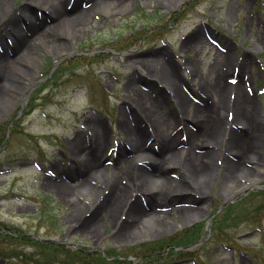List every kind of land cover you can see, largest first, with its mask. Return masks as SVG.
Segmentation results:
<instances>
[{
  "label": "rangeland",
  "instance_id": "374dc122",
  "mask_svg": "<svg viewBox=\"0 0 264 264\" xmlns=\"http://www.w3.org/2000/svg\"><path fill=\"white\" fill-rule=\"evenodd\" d=\"M120 1L115 7L111 2L89 7L92 0H78L76 6L71 0L66 3L69 15L80 6L86 8L79 25L70 20L54 26L53 14L39 9L35 0H7L0 7V32L14 22L23 24L24 15L25 22L40 26L36 35L27 31L22 52H9L7 80L0 81V236L19 231L40 242L61 244L55 253L0 237V252L9 255L0 256V264H264V133L250 139L259 161L238 159L237 165L232 163L236 172L228 168L223 157L228 128L235 123L227 106L215 111L221 119L217 129L227 126L216 138L217 150L209 159L199 156L196 161L206 170L200 191H174L175 182L189 179L187 165L180 166L179 155L168 162L157 152L160 163L144 165L157 180H148L144 187H159L165 180L173 191L156 197V215L128 231L118 229L127 218L126 201L137 195L138 205H145L143 193L136 192L140 181L135 170L116 175L117 186L125 192L116 213L109 212L118 193L109 169L117 165L121 152L127 157L136 154L125 145L128 128L122 123L132 132L140 130L141 141L157 147L132 93H142L157 106L165 124L163 138H171L178 149L187 148V135L178 122L187 110H181L178 97L157 76L159 71L167 69L176 76L189 109L204 108L217 98H204L203 90L220 78L234 85L243 62L241 74L254 102L250 108L264 112V0ZM185 42L193 45L185 48ZM188 128L194 134L204 129ZM76 141L87 153L90 144H98V168L107 172L87 176L80 163L84 156L72 147ZM192 143L200 145L199 140ZM146 150L148 157L155 155ZM242 168H248V175ZM54 183L67 185L66 195L73 202ZM44 205L53 207L56 221L41 213ZM222 215L215 226L213 220ZM193 226H203L206 232L180 246L187 254L173 253L149 263L148 255L137 253L139 246L152 248L148 244ZM62 250L99 252L119 260H80Z\"/></svg>",
  "mask_w": 264,
  "mask_h": 264
},
{
  "label": "bare ground",
  "instance_id": "6f19581e",
  "mask_svg": "<svg viewBox=\"0 0 264 264\" xmlns=\"http://www.w3.org/2000/svg\"><path fill=\"white\" fill-rule=\"evenodd\" d=\"M35 1L37 3L34 4H36L39 9H46V11L48 10L53 14L54 23L57 22L53 24L54 26L64 21L68 22L70 20H74V24L77 25L83 22V16L86 13V8H82L80 6V8L76 10L77 12H74V14L69 15L68 12H70V10L66 9V3L70 2L71 0ZM73 1V5L76 6L78 0ZM116 1L117 0H115V2L108 0H92V3L89 7H94L97 4H108V2H111L115 7L123 2L120 0L117 2ZM180 1L181 0H175L176 3H179ZM6 4L7 0H0V7L5 6ZM26 18L27 16H22V19L24 21H22L23 24H19V22H14L12 27H8V30H3L0 32V41L5 39L3 46L0 45V81L3 80L5 82L7 80V76H5V73L8 63L10 61V55H8L9 52H13L15 54L22 52V49L19 50V48L27 43V31L31 32L32 35H36L38 33L37 31H40V26L38 24L32 25L29 22L27 23V21L25 22ZM23 29L25 31H23ZM8 33L12 34L13 37H11V39L6 36L8 35ZM192 45L193 43L191 42H185L183 44V47L188 48ZM164 66L167 65L165 64ZM244 67L245 65L242 62L240 65V72L237 73L238 75L235 81L236 83L234 85H228L224 81V79L220 78L215 84H212V87L208 88V91L203 90V92L205 93L204 98L210 97L211 99L213 95H215L217 99L214 100L212 98V100H210V104H208V106H205L204 108L200 107L193 109H189L187 107V101L185 99L184 93L179 88L176 76L168 72L167 69H163L158 72L157 76L169 87L170 90L175 93V95L180 100L181 110H187L186 113L183 112L184 114L180 117L178 121L182 125L181 130L184 131L187 135L185 141V143L188 144L187 148L183 147L178 149V147L175 146L171 138H163L164 136H162L161 133L165 124H162L160 114L156 110L157 106L150 100H148L142 93H132L134 96V104L139 106L140 110L144 112L143 115L145 116V118H148V121L152 127H150L151 129L148 135L152 136L153 141H155L157 144V147L156 149H154L151 145L146 144L145 141L142 142V135L140 134V130L137 133L132 132L129 127V124L125 122L122 123L123 120H121L122 125L127 126L129 130H126L127 136L124 140L125 145H128L130 147V150L134 151L136 154L134 155V157H127L123 156L121 152L117 155V165L111 166L109 169L112 173V185L113 187L116 186V190L118 191V193L116 192L117 203L110 209L109 212L111 216L116 213L117 207L120 205V198L125 192L124 188L120 189V187L117 186L116 181V175L118 176L119 172L121 171L126 174H129L130 171L135 170V176H137L138 181H140L138 183V186L136 187V192L143 193V195L145 196V205H138L139 200L137 195L134 196V199L128 200V202L126 201L123 206L126 207L125 215L127 218L119 223L118 229L120 228L123 231H128L129 227L132 228L142 222V220L152 217V215H156L155 207L157 206L158 201L156 197L161 196L162 193L166 192V190L168 189H170L171 192L173 191L171 189V182L165 180L160 182L161 184L159 187H157L158 185L155 184L151 186V188L144 187V185L147 184L148 180H150L152 184L154 183V180H157V177H155L154 173L147 170L144 166L147 161H152L151 163H154L156 165L157 162L160 163V157L157 155V152L159 154L164 153V157L166 158L165 160L168 162L172 160L173 157L179 155L181 157L180 166L184 167L187 165L186 173L189 179H187V181L184 183L175 182L173 184L174 191H176L178 194H182L183 190L200 191L199 183L202 177L201 175H204L206 170L202 166V164L198 162L196 163V161H198L199 156L209 159L210 157H212V153L217 150L218 145H216L215 143L216 138L219 137L218 135L223 130H225L227 126L225 128L223 127V125L225 124L223 119L222 130L217 129L221 119L220 117L215 115V111L218 110L216 114L218 112H221L224 106H227L226 110L232 111V122L235 123L234 128H228L226 150L223 157V161L224 163H226V166L233 170L234 166L232 165V163H234V165H237L236 163H238L240 159L255 162L261 159L260 155L253 153L251 149V143L253 144V142L250 139L251 137L260 132L264 133V112L257 111L255 107L253 109L252 107L250 108V106L254 105V102L248 91L247 79L245 78V76H243V74H241L244 71ZM228 91L229 93H233V95H228ZM189 125H200L204 127V129L202 132H197V134H194L191 132V130H189ZM236 128H238L241 133H238V129L236 131ZM222 133L220 135H222ZM197 140L200 141V145L192 143V141ZM93 145L90 144V151H88V153L82 150L81 144L79 142L76 141L72 145L75 152H80L79 155L81 154L82 156H84L81 158L80 163L81 166L84 168L87 176L95 175L97 172H107V169L103 167L98 168V164H100V157H102V155L97 158L96 155L98 152L97 149H99V145L97 144L96 146L95 143ZM147 148H150V151H154L155 155L153 157L147 156ZM137 160H142V163H138ZM236 171L237 168L234 167V172ZM242 171L245 175H248V168H242ZM251 182L255 183V180H252ZM53 187L56 188L64 197L66 196L68 201H72L70 198L68 199V196L66 195V193L68 192L67 185L61 183H54ZM74 203L76 205L77 202L75 201Z\"/></svg>",
  "mask_w": 264,
  "mask_h": 264
},
{
  "label": "trees",
  "instance_id": "16d2710c",
  "mask_svg": "<svg viewBox=\"0 0 264 264\" xmlns=\"http://www.w3.org/2000/svg\"><path fill=\"white\" fill-rule=\"evenodd\" d=\"M14 125H12L11 127H14ZM15 128V127H14ZM0 130L3 131V125H0ZM3 135V133H2ZM231 204H229V206L227 207L230 208ZM42 211L41 213L45 216L48 217L49 221L52 222L53 220H57V214L56 212H53V207L48 206V205H44L41 207ZM226 209V210H227ZM226 214V212H225ZM224 214V215H225ZM224 215L219 216L217 218H215L213 220L215 226L216 224H219V222L225 217ZM44 216V218H45ZM46 217V218H47ZM202 224V223H199ZM15 234H13V236H10L9 234H4L2 236H0L1 238H12V240L18 241V242H23V243H27L30 245H36L39 249L40 248H51V250H53V252L57 253L58 248H59V243L57 242H51V241H45V242H40L37 239H35V237L29 236L27 234H24V232H19V231H12ZM205 229L203 226H193L191 228H187L183 231H180L176 234H174L173 236H170L168 238H165L164 240L159 241L157 244H148V246L152 247V248H146V245H142L139 246L138 249L139 251H137V253L139 254V256H146L148 255V259L147 261L152 262L154 260H156L157 257H159L158 260H164L167 259L171 256H169V254H173V253H180V254H187L188 251H184L182 248H180V246H188L189 244L194 243L197 239H199L201 236H203L205 234ZM2 238V239H3ZM175 247H178L179 249H176ZM165 248H170V252H166L167 249ZM63 249V248H62ZM143 249V250H140ZM87 251V250H86ZM83 250H81V252L79 250L75 251V252H69L67 250H62L61 252L63 254H67L69 256L72 257V255H75L74 257L80 260H95V261H100V262H106L107 260H105L106 258L111 259L112 256H103L102 257V253L100 254L99 252H86ZM184 251V252H183ZM77 255V257H76ZM191 255V254H190ZM0 256H4L7 257L9 255H6L2 252H0ZM11 256V255H10ZM192 256V255H191ZM174 257V256H172ZM116 261H118V258H112ZM124 261V260H123Z\"/></svg>",
  "mask_w": 264,
  "mask_h": 264
}]
</instances>
